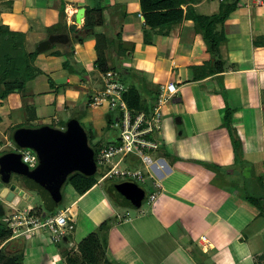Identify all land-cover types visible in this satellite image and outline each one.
Instances as JSON below:
<instances>
[{
    "label": "crops",
    "instance_id": "1",
    "mask_svg": "<svg viewBox=\"0 0 264 264\" xmlns=\"http://www.w3.org/2000/svg\"><path fill=\"white\" fill-rule=\"evenodd\" d=\"M221 2L195 0L190 6L198 15L211 16L220 11L212 5H221ZM81 8L84 18L86 10L96 11L95 19L101 15V24L95 27V34L105 35L108 43L112 36L120 37L118 53L112 45L105 50L107 65L110 57L106 53L111 50L115 62L121 63L118 68L123 71L126 68L132 74L131 83L139 85L143 99H149L150 94L157 95L162 86L170 83L177 90V94L162 107L161 147L153 157L162 159L164 167L154 170L157 177L151 181L159 187H152L150 182L148 188L149 193L156 192V201L148 215L132 221L128 212L120 217L129 209L115 206L109 200L121 222L107 231L106 262L102 264H165L164 258L184 264L188 260L186 256H171L174 251L171 247L176 242L197 249L203 256L210 255L215 264H254L256 256L264 253V218L259 216L256 207L226 186H234L237 178L242 186H247L254 180V175L263 177L264 174L263 159L256 161L255 174L247 172L246 165L247 162L254 163L256 158H264L262 105L258 101L264 89V6H255L253 0L238 1L234 11L219 27L226 38L220 46L223 72L209 75L210 57L194 22L182 19L181 23L163 29V35L153 32L144 24L139 0H0V23H4L0 27L6 32L25 37L33 31L34 39L37 38L34 43L47 39L42 30L46 31V36L50 32L49 36L66 37L65 43H58L62 53L58 59L70 58L69 65L66 61L65 66L59 62L53 66L55 69L49 67V84L45 83L44 77L30 80L26 85L28 91H23H26L23 99L22 94L15 98L16 107L9 103L14 102L13 95H8V105L4 100L1 108L7 113H0L9 115L21 106L25 110L29 107L26 111L33 122L47 118L56 110L55 98L49 97L51 93L67 103H81L80 97H70L71 92L77 88L86 90L82 78L89 80L86 76L96 72L95 37L77 40L78 36L72 31H81L83 26L84 20L81 25L75 23V14ZM182 10L185 13L186 8L182 7ZM233 14L237 17L234 23L228 20ZM27 39L28 36L25 41ZM255 45L259 46L256 48ZM221 85L231 94L229 102L220 97ZM90 91L95 93L97 89ZM44 98H50L52 103L41 105L40 100ZM84 106L80 105L81 110ZM226 106L234 110L230 122L231 130L237 131L238 146L232 144L231 135L224 128ZM239 157L246 168L236 169ZM213 164L214 168H229L226 176L214 174L210 167ZM105 182H97L84 195L70 187L73 201L66 207L67 215L72 208H77L79 213L82 208L91 207L93 202L89 195L96 186L102 184L107 195L106 190L125 181ZM95 219V223L102 222L100 217ZM61 241L64 249L70 246L66 236ZM76 243L79 242L76 240Z\"/></svg>",
    "mask_w": 264,
    "mask_h": 264
},
{
    "label": "rangeland",
    "instance_id": "2",
    "mask_svg": "<svg viewBox=\"0 0 264 264\" xmlns=\"http://www.w3.org/2000/svg\"><path fill=\"white\" fill-rule=\"evenodd\" d=\"M212 6H214V8L219 9V10L221 8V5H217L216 3L213 4ZM228 20H229V22L234 23V22H237V17L235 14H233L232 17ZM1 24H4V23L1 22L0 25ZM8 32H10V31H8ZM41 33L43 34L44 38L47 37V39H48L50 32H47V36H46V31L44 32V30H42ZM16 34H18L20 41L23 42L21 47L18 43L16 44V48L19 49V55L17 56V58H16L17 60H16L13 57L12 58H5V56L8 55V53L6 52V50L4 52H2L0 55L1 56L0 67L2 70L4 67V69L6 68L5 70H8V69L11 70V72H10L11 74L13 72L15 74H21V77L23 76L25 79H26V73L33 74L34 79H37V78L41 79V77H44L45 83L49 84V79L47 77V75L50 74L49 73V67H50V70H53V69H55V68H53V66L55 67L56 65H58L59 62L64 63L66 61L69 65L70 62L68 60L70 58H68V59L66 58V60H64V61L58 59L59 55L60 54L62 55V53L60 52L61 47L58 43H54L49 50H46V51L40 53V52H37V45L39 43L33 42V41L37 40V38L34 39V36H36L35 32L29 31V34H27L29 39H27V41H25L27 36L24 37L23 34H20V33H16ZM91 37L94 38V36H91ZM111 38H112L111 43L109 42L110 44L108 45V47H110L112 45V47L114 48V51L116 53H118V47H119L118 45L120 44V41H121L120 37L119 36H115V37L112 36ZM30 42H32V43L29 44ZM26 44H27V46H26ZM122 44H124V43H122ZM258 46L259 45H255L256 48ZM9 47H11V44L9 45ZM72 49L73 48L71 47L70 51ZM58 50L60 53L58 52ZM15 51L16 50L14 49V52ZM110 51L111 50H108V52L106 53L110 57V59H108V65L107 66H108V69L110 71H115L118 68L117 65L118 64L121 65V63L115 62V59L110 54ZM33 52L35 54L33 55V57H31L30 55ZM10 57H11V55H10ZM32 58H33V60H32ZM36 61H40V63L38 64V63H36ZM16 64H19V66L16 67ZM124 67L125 66H123V68ZM13 68H15V69L13 70ZM124 70H127V69L124 68ZM126 72H128V71H126ZM2 73L3 72L0 71L1 76H2ZM100 74L102 75L103 73H101L100 71H98L96 69L95 73L88 74V76H86L89 78V80H87L85 77H83L82 81H83V83L85 82L84 87L86 90H79L77 88L76 90H74L75 92H71V95H70L71 98L80 97L82 99L81 103H79L77 105L67 103V102H65V100L63 98H56L57 95L52 96V93L50 94V96L48 95L51 99L55 98L54 103L56 106V110H55V112H50V114L47 116V118H43V119H40V120L35 121V122L31 121L29 119L30 118L29 113H28V111H26L29 107H27L26 105H24L27 107L26 110H25V108L21 109V106H20L19 108L12 111V113L9 115L8 114L0 115L1 116L0 117L1 118V123H0V149L3 147H6V150H8V151L13 150L12 149L13 146H11L9 144H8V146H6V139H5V137H9L10 132L13 131L11 129L12 124L14 126L19 125L22 128H38L41 126H49V127L55 128V129H60L61 126L65 127L66 123L70 119L75 118L79 121V123L82 125L84 130L91 134L90 145L92 147H95L98 150L106 142V138H108V137L112 138L115 136V132L113 130H111V120H112L111 118L114 115H116V112H113V113L110 112V114H109V110L106 107H102L97 111H91L86 106L89 97H91L94 94L93 92L90 91L91 88L92 89L96 88L97 90H100L102 88V84H101L102 81L99 80ZM38 75H40V76H38ZM91 77L98 78V80H95V79L92 80ZM132 77L133 76L130 72L125 73L121 76V80H123V82L129 84L131 82ZM5 80L8 81V78H6ZM1 81H2V79L0 78V82ZM28 83H29V81H26L25 89L27 88L26 85H28ZM1 87L2 86L0 85V89H1ZM221 87H222V92L220 94V97L222 98L223 101L229 102L231 99L230 98L231 94L229 93V91H227V88L225 86L221 85ZM26 91H28V89H26ZM60 91H61V89H60ZM81 92L82 93L84 92V94L82 95ZM24 93L23 92L22 93H18V92L12 93V95H13L12 99L14 98L13 99L14 102L12 100L10 102L8 100H6L5 104L8 105V102H9L11 105L16 107L18 105L17 100H16L17 96L18 95L21 96V94H22V99H23ZM260 94L261 95L259 96L258 101H259V104L262 105V110H261L262 113H260V116L262 118V129H263V133H264V89H262V92ZM50 98H44L43 100H40V102H42L41 105L49 106V103H52L50 101ZM239 99L237 98L236 101L240 102ZM24 101H25V99H24ZM83 104L85 105L84 106L85 109L81 110L80 105H83ZM35 106H36V104H35ZM226 107H227V109H230L233 111V109L230 108L229 106H226ZM1 111L3 113H7L6 109H0V112ZM51 111H53V110H51ZM107 114L110 115L111 120H109V121L106 118ZM257 114H258V112H257ZM224 128L231 135L232 144L235 143L238 146L239 142L237 141V137H236V136H238V135H236L237 131L231 130V128H232L231 126L229 128V127L224 125ZM162 151H163V149L161 150V153H162ZM261 159H263L262 160V162H263L264 158H256V159H254V163L247 162L248 163V164H246L247 165V172L252 171L255 174L256 169H258L256 166V161L261 160ZM133 162H134L133 163L134 165H132V166H129L126 162H122L118 166L117 169L119 171L140 169L145 174V176L147 177L146 171L144 169V165L140 161L138 162V161L133 160ZM109 167H110V164H107V165H104L102 167V170L100 172H99V170H97L96 174L93 176L94 180L99 181L101 176L106 172V168H109ZM210 167H213V168H211V170L214 172V174L218 172L217 174L220 173L223 176H226L225 173L229 171V168L225 169L226 167L224 169L214 168V167H216L214 164H213V166L211 165ZM238 168H246V166L242 160V157H239V159L237 161L236 169H238ZM262 168H264V166H262ZM231 169L234 170L235 168H231ZM115 180L120 182V180H117V179H115ZM236 180H238V181L235 183L234 186L229 184L228 186H226V188H230L232 192H235L240 197L245 196V197L251 199L252 198L251 196H254L257 198H263L264 199V174H263V177L262 176L255 177V175H254V180L247 183V185H250L248 187H246V186L243 187L242 183L239 182V181H241L239 178H237ZM105 183H110V182L106 181ZM115 183H117V182H115ZM70 187H71L70 185H65L63 187L62 202L59 205V207L55 209L53 215L58 214L60 209L69 207L70 204L72 203L73 197L71 194L72 190L70 189ZM147 192H150V189L147 188ZM16 194L21 200L18 209L24 210V209H27L28 207H35L38 211L41 210L44 213L47 212V211H45V207H44V204H43L41 197L39 196V194L36 191L31 190V189H21V190H17ZM89 198L92 199L93 204L91 205V207L92 208L94 207V210H91L92 209L91 207L87 208V210L82 208L83 211L79 210V213H78L77 208H72L68 214V219H69L68 221H70V223H72V225L74 227V229L72 231H70V232L66 231V234H65V236L68 239L69 244H70V246L68 248L64 249L63 241H61L58 244L53 243V241L47 235V233L42 231L41 236H38L37 238H35V236L34 237H26V238L18 237V238L14 239L10 242L7 241V243L3 247V252H5L4 254L18 257L21 254L20 252L23 250V258L21 260L22 264H24V262H26V264H62V263L65 264L66 263V260H65L66 255L65 254H68V253H75V255L78 254V252H79L78 246L89 236H97V238L101 241L104 238L105 241L107 242V240H106L107 239V233H108L107 231L112 226L117 225V223L121 222L120 217L125 216L126 213L128 212L129 218L132 221H135L136 219H138L141 216L143 217V216L148 215L151 212V208H152V205L149 206L146 203V201L144 200L142 202V206L140 209H138V210L131 209L129 211L122 212L120 214V217H117L114 214V212H115L114 208L110 205L111 201L109 202L108 196L105 195V193L103 191L102 184L96 186V188H94L91 191ZM99 217H100V220H102V222L98 221V223H95V220H96L95 218H99ZM103 223H106L107 227L109 226V228H104L101 230L99 227ZM3 226L5 227V225L0 220V229L3 228ZM80 227H81V229H80ZM78 230H79V232H78ZM76 240L79 242L78 244L76 243ZM3 243H4V241L0 242L1 245ZM171 248L174 249L171 256L175 255L177 258H179L181 256H183V257L186 256L188 258V260L184 264H215L212 259L210 260V258H209L210 255L209 256L208 255L203 256L200 251H198L197 249H193V248L189 249L188 247L184 246L182 244V242H176V245H174V246L172 245ZM196 248H198V247H196ZM102 252H103V259H104V258H106V254H107L104 247H102ZM55 255H57L56 258L54 257ZM154 255L155 254H153V256ZM163 257H166V256L164 255ZM108 261H109V259H108ZM109 262H111V261H109ZM163 262L165 264H176L175 262H172L171 260L167 261L165 258L163 259Z\"/></svg>",
    "mask_w": 264,
    "mask_h": 264
},
{
    "label": "trees",
    "instance_id": "3",
    "mask_svg": "<svg viewBox=\"0 0 264 264\" xmlns=\"http://www.w3.org/2000/svg\"><path fill=\"white\" fill-rule=\"evenodd\" d=\"M194 1L195 0H139V6L140 11L142 13V17L144 19L145 26L149 27V29L153 32L158 31V33L160 34L164 33L163 29H169L171 26L181 23L182 19L192 20L194 22L196 32L201 35L206 47V52L210 57L207 64L209 67V75L220 74L223 72V63L220 59V46L225 42L226 38L223 29L219 27H222L230 13L234 11L239 0H222L219 13H216L211 16H202L195 13L193 8L190 6ZM182 7L186 8L185 13L183 12ZM95 13L96 11L94 10H86L84 23L81 28V31H76L74 29H72V31L78 36L77 40H81L83 37H95L96 60L94 62V67L101 73H105L107 71H110L108 69L107 60L105 57V50L107 49L109 43L105 35L95 34L94 32L95 27L101 24V15L98 16V19H95ZM166 33L167 32H165V34ZM17 43L20 45V47L23 44V42L20 41L18 34L6 32L5 29L0 27V55L6 50L8 55H6L5 58L13 57L14 59H16L19 55V49L16 48ZM10 44L11 47H9ZM14 49L16 50L15 52ZM34 54L35 53L33 52L30 56L33 57ZM17 66H19V64H16V67ZM63 66H65V63L63 64ZM15 68H13V70ZM5 69L3 67L2 70L0 67V71L3 72L2 76L0 74V78L2 79V81L0 82V85L2 86L1 99H4L7 95H10L15 92L22 93L25 90L26 81L34 79L33 74L26 73L25 79L23 76L21 77V74H15L14 72L11 74V70ZM126 71L127 70L123 71L121 67L115 70V72L119 75L120 78L123 74L129 73V71ZM6 78H8V81L5 80ZM157 96L158 94H150L149 99H143L139 85L130 82L128 86V92L125 95V101L130 109L134 111H142L149 113L151 108L155 105L157 101ZM233 111L230 109H226L224 114V125L229 128L231 126L230 120ZM106 118L109 121L110 115L107 114ZM86 133L88 136L89 146L92 148L94 153H96L97 149L90 145L91 134L89 132ZM97 182L98 181H95L93 176L85 177L80 173H73L68 177L65 185H70L77 194L84 195ZM248 186L250 185H247L246 187ZM243 187H245V185ZM106 193L109 200L115 206L122 205L126 207L127 210L131 209L120 197L112 193L110 188L109 190H106ZM251 197L252 198L249 199L244 196L243 199L252 206L256 207L259 211V216L264 218V199L257 198L254 196ZM60 204H58L56 208H58ZM44 207L45 211L47 212L44 213L41 210H37V213L35 214L37 215V217L45 219L49 216H52L56 209H50L45 204ZM41 214L42 216H40ZM99 228L102 230L104 228H109V226L107 227L106 223H103ZM11 236L12 234L10 230L5 231L3 228L0 229V242L7 241L8 238H11ZM103 239L101 241L97 238V236H89L78 246V254H65V264H102V261L106 262V260L103 259L102 252V247H106V241L105 239ZM20 253L21 254L18 257L12 255H5L3 253V248L0 249V264H22L21 260L23 258V250ZM254 264H264V253L260 256H256Z\"/></svg>",
    "mask_w": 264,
    "mask_h": 264
},
{
    "label": "built area",
    "instance_id": "4",
    "mask_svg": "<svg viewBox=\"0 0 264 264\" xmlns=\"http://www.w3.org/2000/svg\"><path fill=\"white\" fill-rule=\"evenodd\" d=\"M253 4L263 7L264 0H253ZM101 81L102 88L90 97L88 107L90 109L106 107L109 114L116 112V115L111 118L112 120L110 119L111 130L115 132V136L94 153L99 172L104 165L110 164L98 182L115 179L133 181L146 192L144 199L146 203L152 205L156 201L157 194L147 192V188L150 187V182L157 177L154 170L159 171L164 167L161 164L162 159L152 157L161 147L162 107L177 94V90L172 83L162 86L155 105L149 113H146L134 111L128 107L125 101L128 86L121 81L115 71L103 73ZM21 154L22 162L29 168L37 166V156L31 155L29 150L25 149ZM133 160L140 161L144 165L147 177L140 169L127 171L117 169L122 162H126L129 166L134 165ZM151 186L159 187L155 182ZM67 212V208H63L58 214L45 219L33 215L31 207L19 214L14 213L10 225L11 239L40 236L44 231L53 243L58 244L65 237L66 231L70 232L74 229L68 222Z\"/></svg>",
    "mask_w": 264,
    "mask_h": 264
},
{
    "label": "water",
    "instance_id": "5",
    "mask_svg": "<svg viewBox=\"0 0 264 264\" xmlns=\"http://www.w3.org/2000/svg\"><path fill=\"white\" fill-rule=\"evenodd\" d=\"M84 9L77 10L75 23L81 25ZM61 35H51L37 45V52L49 50L54 43H64ZM66 41V40H65ZM13 142L21 149L34 152L37 166L33 169L21 161V155L8 154V166L31 190L36 191L43 203L50 209L62 201V190L73 173L92 177L97 172L95 154L89 146L88 136L75 118L70 119L64 129L49 126L38 128H18L13 132ZM111 191L116 193L126 205L134 210L142 206L146 192L133 181L115 184Z\"/></svg>",
    "mask_w": 264,
    "mask_h": 264
},
{
    "label": "flooded vegetation",
    "instance_id": "6",
    "mask_svg": "<svg viewBox=\"0 0 264 264\" xmlns=\"http://www.w3.org/2000/svg\"><path fill=\"white\" fill-rule=\"evenodd\" d=\"M1 91L2 89H0V109L4 106L3 104L4 100H6V98L8 97L7 95L4 99H1ZM0 115H2V113H0ZM18 128H22V127L19 125L12 126L11 129L13 131L10 132L9 137H5L6 146H8V144L13 146L12 147L13 150L8 151L6 150V147H3L0 149V220L5 225V227L3 226V229L5 231L10 230V225L12 223L13 214L17 212L19 214L23 211V210L18 209L21 200L16 194L17 190L29 189L20 177H18L17 175L11 172L10 167L8 166V162H7L8 159L6 158L4 160V157H6L8 154L22 155L21 153L25 151V149L19 148L13 142V139H12L13 132ZM60 129H64V128L61 127ZM30 153L31 155L36 157V154L34 152L30 151ZM21 161H22V158H21ZM29 169H33V168H29ZM31 208H32V214L35 215L37 213V209L35 207H31ZM35 216L37 217V215ZM40 216H42V214ZM12 240L14 239L8 238L7 241L10 242ZM7 241L4 242L2 245L0 244V249L4 247Z\"/></svg>",
    "mask_w": 264,
    "mask_h": 264
}]
</instances>
